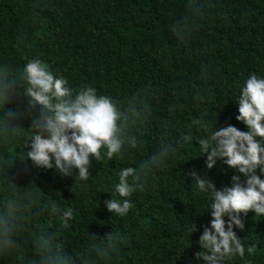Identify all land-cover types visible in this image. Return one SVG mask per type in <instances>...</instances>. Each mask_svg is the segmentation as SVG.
<instances>
[{"label": "trees", "instance_id": "trees-1", "mask_svg": "<svg viewBox=\"0 0 264 264\" xmlns=\"http://www.w3.org/2000/svg\"><path fill=\"white\" fill-rule=\"evenodd\" d=\"M38 57L74 90L94 86L122 113L135 138L121 153L89 154L88 178L35 166L26 157L32 120L20 68ZM0 210L16 208L15 243L0 264H41L49 254L69 264H197V238L210 216L186 175L195 169L217 188L234 169L205 167L198 139L237 121L235 97L249 73L264 75V0H0ZM189 139L185 140L184 137ZM161 146L168 155L147 170L119 216L104 206L119 169L138 166ZM71 207L73 214L63 218ZM237 234L244 257L264 264V216L252 210ZM189 223L196 231L187 233ZM122 238L104 255L106 238ZM250 249V251L248 250ZM200 264H203L201 261Z\"/></svg>", "mask_w": 264, "mask_h": 264}, {"label": "clouds", "instance_id": "clouds-1", "mask_svg": "<svg viewBox=\"0 0 264 264\" xmlns=\"http://www.w3.org/2000/svg\"><path fill=\"white\" fill-rule=\"evenodd\" d=\"M20 75L29 105L39 106L38 115L32 120L34 131L27 141L26 157L33 165L55 168L63 175H71L75 170V178L84 181L88 178L89 154L98 160L103 147V155L110 158L121 153L125 142L135 145V138L122 127V113L112 98L98 93L94 86L82 85L74 90L64 76L54 75L38 57L27 58ZM7 86L8 81L0 70V102L6 98ZM234 102L235 119L242 121L245 129L225 124L207 128V135L198 139L200 151L205 153V167L211 168L219 159L234 169L229 183L217 188L195 169L186 173L194 190L203 196L210 216L197 238L199 250L194 253L197 264L201 261L225 264L234 257H244L245 245L236 230L244 228L243 218L248 210L257 217L264 216V75L249 73L239 85ZM167 155V147L161 146L138 166L119 169L113 190L121 199H105V208L123 216L130 206L126 197L142 188L147 170L162 164ZM72 214L69 207L62 216L68 218ZM15 215L12 203H6L0 210V252L15 243ZM194 231L196 225L189 223L186 232ZM121 240L109 234L104 255L110 259ZM41 264H69V261H57L49 254L48 260ZM245 264L250 262L245 260Z\"/></svg>", "mask_w": 264, "mask_h": 264}]
</instances>
